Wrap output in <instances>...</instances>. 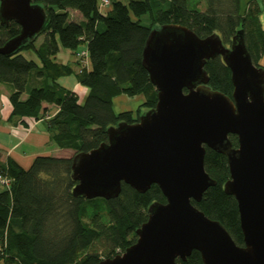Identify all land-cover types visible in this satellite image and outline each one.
<instances>
[{"label":"trees","instance_id":"16d2710c","mask_svg":"<svg viewBox=\"0 0 264 264\" xmlns=\"http://www.w3.org/2000/svg\"><path fill=\"white\" fill-rule=\"evenodd\" d=\"M47 13L42 32L11 56L0 54V84L12 86L9 121L44 120L51 141L74 156L108 142L107 129L120 122L133 124L156 107L158 92L142 63L146 41L155 28L186 26L199 37L218 34L229 46L242 33L254 64L264 57L263 0H35ZM73 14L80 19H73ZM150 16L144 25L142 17ZM16 22L0 23V46L20 34ZM43 38L40 43L39 39ZM85 48L89 62L82 70L62 64V49L74 55ZM28 55V56H26ZM80 62L77 67H80ZM209 86L232 97L230 69L218 58L206 63ZM75 76L88 89L84 103L59 79ZM144 102L136 111L116 112L117 97ZM26 96V97H25ZM46 105L56 107L50 114ZM234 147L238 138L230 136ZM72 157L37 156L26 169L9 157L0 159V174L12 180L0 191V264H99L136 243V231L149 218L154 202L166 203L157 185L139 193L122 184L119 197L88 200L75 197ZM205 170L216 182L192 202L212 220L220 222L237 245L244 246L238 203L224 190L230 179L226 156L206 148ZM102 243L104 251L97 249ZM177 264H203L193 251Z\"/></svg>","mask_w":264,"mask_h":264},{"label":"water","instance_id":"95a60500","mask_svg":"<svg viewBox=\"0 0 264 264\" xmlns=\"http://www.w3.org/2000/svg\"><path fill=\"white\" fill-rule=\"evenodd\" d=\"M34 1L0 0L1 25L21 27L0 54L13 55L44 29L46 10ZM218 58L231 71L232 97L209 86L205 66ZM142 63L158 92L156 107L136 123L109 127L108 142L74 156L73 195L111 200L122 184L139 193L157 185L167 201L150 205L136 243L99 264H177L193 251L203 264H264V68L241 32L226 46L218 34L201 38L177 24L151 31ZM206 148L227 158L224 190L238 203L244 246L192 203L216 185L205 170Z\"/></svg>","mask_w":264,"mask_h":264},{"label":"crops","instance_id":"0c3cea01","mask_svg":"<svg viewBox=\"0 0 264 264\" xmlns=\"http://www.w3.org/2000/svg\"><path fill=\"white\" fill-rule=\"evenodd\" d=\"M260 19L264 27V12ZM57 61L62 64H72L75 69L77 68L75 55L71 51L67 53L66 51L61 50L57 56ZM58 82L61 86L77 93L78 95L83 93V95L87 96L88 94V89L86 87L84 88V86L77 81L75 76L63 77L59 79ZM12 90V86L0 84V96L3 93L4 95H2L8 98V104L5 108L0 100L1 162L6 164L8 158L11 157L23 166V161L28 159L32 160L35 156L37 157L39 151L49 148L54 151L53 153L55 157H59L64 150L56 147L51 141L50 133L47 130L44 120L29 119L26 121V125L9 121V116L12 110L9 97ZM122 102H124V99ZM46 106L50 109V114H55L57 112L56 107L51 105Z\"/></svg>","mask_w":264,"mask_h":264},{"label":"rangeland","instance_id":"374dc122","mask_svg":"<svg viewBox=\"0 0 264 264\" xmlns=\"http://www.w3.org/2000/svg\"><path fill=\"white\" fill-rule=\"evenodd\" d=\"M249 1L250 0H241V9L242 10H244L246 8ZM73 19L78 20V19H80V17L77 14H73ZM142 23L144 25H149L150 24V16L149 15L143 16L142 17ZM42 39L43 38L41 37L39 39L38 43H40L42 41ZM62 51H66L67 53L70 52V51H67L66 49H62ZM75 59H76V63H78L79 61H78L76 55H75ZM261 64L264 66V57L262 59ZM76 69L78 71L80 69V67H77ZM2 94L0 96V100L3 103V106L5 108L6 105L8 104V98L3 96L4 94L3 95ZM79 96H80V102L84 103L86 95H83V93H80ZM123 99H124V102H122ZM143 102H144V98L141 95L136 97V98H130V99L125 97V96L117 97L114 101V104H115L114 108H115L116 112L136 111L139 108L140 104H142ZM53 152L54 151H52V149H50V148L49 149H43V150L38 152L37 156H55ZM74 154H75V152L73 150H64L63 152H61V155H59V157H72V156H74ZM35 157L32 160L28 159L26 161H23V167L28 169L32 165ZM1 188L3 189L4 187L0 184V190H1ZM96 248L99 249L101 253L104 251L102 243L97 244Z\"/></svg>","mask_w":264,"mask_h":264},{"label":"built area","instance_id":"2783aa9c","mask_svg":"<svg viewBox=\"0 0 264 264\" xmlns=\"http://www.w3.org/2000/svg\"><path fill=\"white\" fill-rule=\"evenodd\" d=\"M264 1V0H263ZM109 5V0H102V7H107ZM78 61L80 64V69L82 70L86 65H88L89 62V55L88 51L85 48H82L76 53ZM12 183V180L7 177L0 174V184L3 187H9Z\"/></svg>","mask_w":264,"mask_h":264}]
</instances>
